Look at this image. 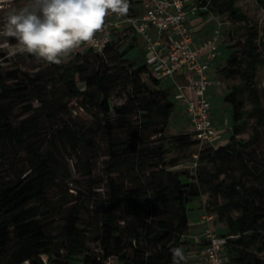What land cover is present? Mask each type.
<instances>
[{"label":"trees","instance_id":"1","mask_svg":"<svg viewBox=\"0 0 264 264\" xmlns=\"http://www.w3.org/2000/svg\"><path fill=\"white\" fill-rule=\"evenodd\" d=\"M191 1L246 26L241 48L229 53L219 71L226 79L238 75L242 82L240 87L229 88L223 98L232 106L234 122L226 143L199 150V167L192 182L183 183L178 172L169 170L178 165L174 155L192 147L198 149L197 141L192 133L166 134L175 103L169 99V90L160 87L163 81L153 78L144 64L124 58L134 47V36L122 52L116 33L101 53L77 51L69 61L47 63V69L32 75L9 66L5 76L0 75V103L14 99L16 94L23 108L14 125L11 111L0 104V151L25 153L28 168L16 179H0V264H103L110 256L122 264H172L170 249H183L186 243L187 205L203 193L212 196L208 206L225 227L220 236L226 238L227 264H264L260 255L264 253V167L253 166L252 142L237 138L244 130L239 121L245 116H256L254 141L258 127L264 126V107L256 86L258 70L264 65L258 51L264 36L248 26L249 19L236 6L237 0ZM258 3L264 8V0ZM233 41L227 48L239 45ZM242 95L251 103L249 111L242 110ZM112 96L124 97L125 102L112 104ZM59 97L61 101L75 100L81 109L96 110L104 121L109 189L94 239L98 250L87 246L89 224L81 226V206L66 214L63 245L57 251L41 221V205L47 201L52 181V170L42 152L45 142L40 131L45 128L41 124L51 125L49 143L72 147L90 144L86 131L78 135L67 122L54 123L63 114ZM34 101L37 106H32ZM116 129L119 133H113ZM153 137H158L160 144L149 148L145 143ZM170 154L173 156L167 159ZM233 165L239 168L235 174ZM153 168L156 170L147 172ZM120 170L133 171L138 184L124 189L113 178Z\"/></svg>","mask_w":264,"mask_h":264},{"label":"rangeland","instance_id":"2","mask_svg":"<svg viewBox=\"0 0 264 264\" xmlns=\"http://www.w3.org/2000/svg\"><path fill=\"white\" fill-rule=\"evenodd\" d=\"M236 6L240 11L245 14L249 19V25L252 28H256L259 36H264V8L258 3V0H237ZM203 12V13H202ZM199 11V15H194L193 18L197 19V24H221L222 38L219 48V66L211 72L215 73V80L213 86L210 87L207 93V99L212 106V115L214 124L217 128V134L222 138L223 142H226L231 135L233 122L232 106L223 100L224 96L230 92L229 88L240 87L242 82L239 76H233L229 79L223 77L219 72L226 64V59L229 53L234 50L236 52L241 48L242 36L245 33L246 26L244 22L236 21L228 18L225 14H217L208 11ZM201 14V15H200ZM214 15V16H213ZM4 29V24H0ZM1 31V28H0ZM4 31V30H3ZM233 32V38H229V33ZM232 36V35H231ZM118 38V50L122 52L132 42V34ZM264 38V37H262ZM4 37L0 36V43L3 42ZM239 42L234 48H227V46H233V40ZM17 50V49H15ZM76 49L71 53L63 62L69 61L73 58ZM258 51L261 57L264 58V45L259 44ZM7 53V51H6ZM138 46L131 48L124 56L125 59L132 61L137 60V65H142L144 62L138 56ZM5 52L0 49V55ZM8 62H5L0 57V75L5 76L7 68L10 66L12 70H16L21 73L32 75L39 71L47 69V63L37 57L27 54L16 52L14 58ZM152 88V85L148 83ZM169 86V87H168ZM256 86L259 90L260 101L262 107H264V65H262L256 76ZM161 88H167L170 92L169 99L175 103L172 116L169 119L166 134L179 135L187 134L188 128L184 121L180 117V110L177 108V100L175 98V86L170 80L162 82ZM119 88H117L113 94H115ZM14 99H9L4 103H0L11 111L10 119L14 125L18 123L20 112L23 105H19L17 102V95H13ZM112 104H123L125 98H118L112 96ZM242 101V110L249 111L251 109V103L245 95L239 96ZM27 100V98H26ZM61 101V97L58 98ZM29 103L26 101L25 104ZM30 104V103H29ZM32 106H37V102H31ZM63 106V114L61 118L57 119L54 123L56 125L59 122H67L69 127L76 130V134L81 135L83 132H87L90 137V144L81 146V143L75 147L66 143L53 142L49 143V131L51 125L42 123L44 130L40 131V139L44 140L45 146L42 150L43 155L47 158V165L52 170L51 186L47 192V201L41 205L42 216L41 221L46 228L47 234L50 236V241L55 251L63 245L62 231L65 224L66 214L72 210L74 206H81V221L82 225L88 223V231L85 232L87 238V246L91 250H98V243L94 241L98 234L99 217L102 214L106 206L107 194H108V172H107V144L106 135L104 129V121L101 119V115L94 109H81L75 100L66 101L62 99L60 102ZM65 107V109H64ZM177 108V109H176ZM113 117V114H110ZM255 115L245 116L239 124H243V131L238 135V139L251 141L249 150H253L252 157L254 159L253 166L264 167V126L258 127V137L254 141L252 134L254 132V119ZM74 130V131H75ZM113 133H119L116 129ZM122 136H125L123 134ZM160 141L158 137H153L147 140L145 143L149 148L159 146ZM248 152H251L249 151ZM199 149L194 147L177 152L176 156L179 159L178 165L169 168L172 172H178L180 179L183 183H189L194 181L193 177L199 167L198 163ZM0 179L11 180L16 179L20 172L26 170L28 165L25 163L26 156L23 152H17L15 154H6L0 151ZM196 155V157H193ZM173 155H168L167 159ZM252 166V165H251ZM254 168V167H253ZM238 166H232V172L235 174L238 171ZM156 169H148L147 172L155 171ZM185 174V175H184ZM133 171H118L113 174L117 183H122L124 189H129L138 184L133 179ZM148 176V175H146ZM146 182V180H145ZM212 199L208 193L201 194L198 198L192 199L187 205L188 222L195 223L200 222L199 225L207 227L209 226L215 230L218 234L224 232L225 227L223 224L216 220V213L208 206V201ZM221 201L220 199H218ZM61 212V214H58ZM123 214V213H121ZM183 245V250H184ZM264 257V253L260 254ZM197 258V257H196ZM193 259L192 264H206L204 260L197 258ZM46 259V257H44Z\"/></svg>","mask_w":264,"mask_h":264},{"label":"built area","instance_id":"3","mask_svg":"<svg viewBox=\"0 0 264 264\" xmlns=\"http://www.w3.org/2000/svg\"><path fill=\"white\" fill-rule=\"evenodd\" d=\"M28 0H0V24L6 23L10 10L23 7ZM188 0H145V10L141 15L127 13L125 16L109 15L102 32L96 34L95 43L83 44L78 50L91 49L101 53L115 34L123 27L134 32L143 42V64L150 75L159 81L170 80L175 86L178 103L191 124L197 148L217 147L226 142L219 140L217 129L211 115V103L207 99L211 85L209 69L219 56L221 24L213 27L210 36L192 48V31L188 17L206 11L195 3L187 5ZM0 43L3 60L14 58L17 42L4 35L0 26ZM7 51V53H6ZM203 54L205 59H201ZM193 157H196L194 155ZM203 244L197 249V256L206 264H227L226 238L220 236L209 226L202 230ZM103 264H122L115 256L107 257Z\"/></svg>","mask_w":264,"mask_h":264},{"label":"clouds","instance_id":"4","mask_svg":"<svg viewBox=\"0 0 264 264\" xmlns=\"http://www.w3.org/2000/svg\"><path fill=\"white\" fill-rule=\"evenodd\" d=\"M129 0H28L8 12L4 35L17 41L16 49L59 65L83 44L95 43L109 15H127ZM172 264H182V248L170 249Z\"/></svg>","mask_w":264,"mask_h":264},{"label":"crops","instance_id":"5","mask_svg":"<svg viewBox=\"0 0 264 264\" xmlns=\"http://www.w3.org/2000/svg\"><path fill=\"white\" fill-rule=\"evenodd\" d=\"M192 3L193 2L191 0H188L187 5L189 6ZM129 4H130V8L128 11L129 14L141 15L145 10V0H129ZM195 15H199V13L195 14ZM193 16L194 15H190L188 17V22H189V26H190V29L192 31V37H193L192 48L197 49L199 44L202 43L204 40H206L210 36L211 31H212L213 27L215 26V24H212V25L197 24L198 20L193 18ZM117 34L119 37L125 36V38L132 34V37L133 36L135 37L134 47L138 46V49H139L138 56H139V58H141L143 60L144 45H143L142 40L134 32H132L131 30H129L125 26H123L117 32ZM221 34H222V29H221ZM125 38L123 40H125ZM221 38H222V35H221ZM219 57H220V55L217 57V59L215 61H213L211 63V66H210V69L208 72L209 77H210V81H211L210 87L213 86V83L215 80V73L214 72L216 71V68L219 66V62H218ZM200 58L205 59V56L203 54H201ZM212 70H215V71L211 72ZM210 87L208 88V90L210 89ZM175 92H176V89H175ZM175 98L177 100V92L175 94ZM177 104H178L177 108L180 110V117H181V119L183 118L182 121L185 122L186 127L188 128V133H190L191 132V124L189 122V119L184 114L183 107L178 103V100H177ZM211 115H212V106H211ZM212 119H213V115H212ZM213 123H214V120H213ZM219 138H220L219 140H222L221 137H219ZM199 223L200 222H195L192 224V223L188 222L189 229H188V232L184 238V240L186 241L185 246H184V250H183L184 254H185L184 264H192L193 259H195L196 257L199 258L197 256V249H198V247H200L203 244V240H202L201 235H202V230L205 228L204 226L199 225Z\"/></svg>","mask_w":264,"mask_h":264}]
</instances>
